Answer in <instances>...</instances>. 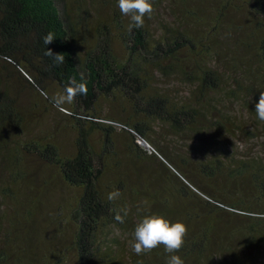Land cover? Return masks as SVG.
I'll list each match as a JSON object with an SVG mask.
<instances>
[{
    "label": "trees",
    "instance_id": "obj_1",
    "mask_svg": "<svg viewBox=\"0 0 264 264\" xmlns=\"http://www.w3.org/2000/svg\"><path fill=\"white\" fill-rule=\"evenodd\" d=\"M151 2L130 34L117 0H0V264H166L151 214L184 264H264V0Z\"/></svg>",
    "mask_w": 264,
    "mask_h": 264
},
{
    "label": "clouds",
    "instance_id": "obj_2",
    "mask_svg": "<svg viewBox=\"0 0 264 264\" xmlns=\"http://www.w3.org/2000/svg\"><path fill=\"white\" fill-rule=\"evenodd\" d=\"M117 6L123 16L129 18L128 32L131 34L134 29L143 28L145 17L152 18L154 12L151 0H117ZM56 39L53 32H48L42 37L44 45H49ZM45 56L50 57L54 65L59 66L65 63V54L53 53L47 49ZM88 92L84 75L80 74V80L76 77H69L68 84L63 91L51 97L53 106L60 112L65 111V105H70L75 101L77 96H86ZM47 98V94L42 93ZM256 116L260 121H264V91L260 93L259 100L255 104ZM119 190L112 191L108 194V201H115L120 197ZM139 211V209H138ZM123 213V215L120 214ZM128 215V209L124 208L117 212L115 220L124 223V218ZM187 227L182 222H171L162 215H145L135 225L132 233L131 250L137 256L150 253L152 250L163 247L164 251L169 254L166 264H184L179 255L173 253L179 252L185 242Z\"/></svg>",
    "mask_w": 264,
    "mask_h": 264
},
{
    "label": "rangeland",
    "instance_id": "obj_3",
    "mask_svg": "<svg viewBox=\"0 0 264 264\" xmlns=\"http://www.w3.org/2000/svg\"><path fill=\"white\" fill-rule=\"evenodd\" d=\"M232 106H236V105H232ZM69 137H70L69 134H66V135H65V139H66V138L69 139ZM147 146H149V145L147 144ZM57 186H58V188H59L58 190H62L61 185H60L59 183L57 184ZM72 264H73V263H72Z\"/></svg>",
    "mask_w": 264,
    "mask_h": 264
}]
</instances>
